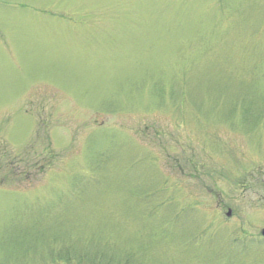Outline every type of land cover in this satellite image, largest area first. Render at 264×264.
I'll return each mask as SVG.
<instances>
[{
    "label": "rangeland",
    "instance_id": "obj_1",
    "mask_svg": "<svg viewBox=\"0 0 264 264\" xmlns=\"http://www.w3.org/2000/svg\"><path fill=\"white\" fill-rule=\"evenodd\" d=\"M263 228L264 0H0V264H264Z\"/></svg>",
    "mask_w": 264,
    "mask_h": 264
},
{
    "label": "trees",
    "instance_id": "obj_2",
    "mask_svg": "<svg viewBox=\"0 0 264 264\" xmlns=\"http://www.w3.org/2000/svg\"><path fill=\"white\" fill-rule=\"evenodd\" d=\"M103 250H111V249H103ZM54 255L51 264H73L75 262H78V264H114L112 260L102 259V261L91 259V260H85L83 254H77L72 251H64L61 250L60 252H52Z\"/></svg>",
    "mask_w": 264,
    "mask_h": 264
},
{
    "label": "water",
    "instance_id": "obj_3",
    "mask_svg": "<svg viewBox=\"0 0 264 264\" xmlns=\"http://www.w3.org/2000/svg\"><path fill=\"white\" fill-rule=\"evenodd\" d=\"M230 215H231V212L228 211L227 216H230ZM260 234L264 238V228L261 230Z\"/></svg>",
    "mask_w": 264,
    "mask_h": 264
}]
</instances>
